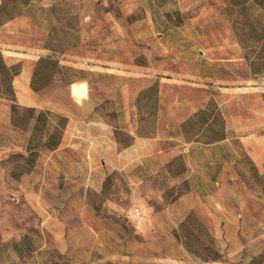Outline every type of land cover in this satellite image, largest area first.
<instances>
[{
  "label": "rangeland",
  "instance_id": "374dc122",
  "mask_svg": "<svg viewBox=\"0 0 264 264\" xmlns=\"http://www.w3.org/2000/svg\"><path fill=\"white\" fill-rule=\"evenodd\" d=\"M0 3V264H264V0Z\"/></svg>",
  "mask_w": 264,
  "mask_h": 264
},
{
  "label": "trees",
  "instance_id": "16d2710c",
  "mask_svg": "<svg viewBox=\"0 0 264 264\" xmlns=\"http://www.w3.org/2000/svg\"><path fill=\"white\" fill-rule=\"evenodd\" d=\"M15 14H12L9 9V3H0V26L5 23L6 21L10 20L11 18L14 17ZM17 74V71H13L12 67H8L1 56L0 53V80L4 81L5 80H10ZM3 85V84H2ZM7 91L12 93V86L9 83L6 86ZM16 107L12 106V110H15ZM31 112V117L34 119V124L37 125L39 123H44L43 122V114L39 113L37 116H34V109H27V112ZM62 137V131L61 130H55L54 132L50 133L47 138L44 141V145L47 146L48 148L50 147H55L60 143ZM35 161L34 156L32 153L29 155L27 159V164L29 167L33 166V163Z\"/></svg>",
  "mask_w": 264,
  "mask_h": 264
},
{
  "label": "built area",
  "instance_id": "2783aa9c",
  "mask_svg": "<svg viewBox=\"0 0 264 264\" xmlns=\"http://www.w3.org/2000/svg\"><path fill=\"white\" fill-rule=\"evenodd\" d=\"M135 212H136V215H139L140 214L139 210H135Z\"/></svg>",
  "mask_w": 264,
  "mask_h": 264
},
{
  "label": "crops",
  "instance_id": "0c3cea01",
  "mask_svg": "<svg viewBox=\"0 0 264 264\" xmlns=\"http://www.w3.org/2000/svg\"><path fill=\"white\" fill-rule=\"evenodd\" d=\"M23 87H24V89H25L26 85L24 84Z\"/></svg>",
  "mask_w": 264,
  "mask_h": 264
}]
</instances>
